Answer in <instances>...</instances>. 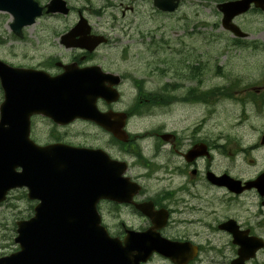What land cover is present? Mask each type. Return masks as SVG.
Instances as JSON below:
<instances>
[{
    "label": "flooded vegetation",
    "instance_id": "af4514ba",
    "mask_svg": "<svg viewBox=\"0 0 264 264\" xmlns=\"http://www.w3.org/2000/svg\"><path fill=\"white\" fill-rule=\"evenodd\" d=\"M78 17L77 12L74 18ZM71 28L58 37L61 57L50 67L42 63L37 69L47 67L51 75H58L64 71L56 65L61 62L77 69H93L96 76L99 68L119 77V84L112 87L118 92V101L99 99L97 108L124 120L125 139L118 141L104 134L107 140L102 144L87 146L103 149L110 158L124 163V176L131 184L126 186L129 202L104 201L97 206L109 236L121 241L125 252L134 256L136 247L129 239L149 231L177 244L173 249L177 263L153 254L144 264H264V191L255 187L230 191L208 180L211 172L217 177L229 175L242 184L263 175L264 182V168L247 180L233 169L236 155L250 151L255 157L249 162L255 167L257 157H264V142L259 134L251 143L238 139L241 147L236 139L224 142L220 131L210 134L208 107L203 106L209 93L204 59L171 52L168 60L178 63L163 68L159 74L164 77L162 85L158 79L151 85L138 74L142 61L139 54L129 51L128 44L113 41L99 27H91V34L104 36L105 43L92 51L67 48L62 35ZM143 95L147 99L142 100ZM258 99L260 102L262 97ZM191 111H199V115L188 122L185 114ZM74 124L99 130L92 123L78 120Z\"/></svg>",
    "mask_w": 264,
    "mask_h": 264
},
{
    "label": "water",
    "instance_id": "95a60500",
    "mask_svg": "<svg viewBox=\"0 0 264 264\" xmlns=\"http://www.w3.org/2000/svg\"><path fill=\"white\" fill-rule=\"evenodd\" d=\"M251 3L264 11V0L218 6L223 14L222 27L242 36L231 20L247 11ZM154 5L168 12L177 8L175 0H154ZM46 8L47 14L67 13L61 0H51ZM42 10L33 0H0V13L11 16L9 28L19 38L22 29L33 25ZM91 39L93 47L102 42L101 38ZM99 83L94 75L74 76L70 68L63 75L50 77L0 61V203L10 190L19 188H26L28 199L40 202L34 218L16 223L14 242L20 251L0 258V264H139L152 252L171 257L173 244L154 236L134 242L139 243V255L128 254L100 226L95 210L100 199L127 201L121 198L124 181L117 163L100 151L60 144L38 147L29 139L33 115L49 118L57 125L76 119L92 121L116 136V131L108 128L107 117L95 108ZM220 180L233 182L226 176ZM256 186L264 189L263 184Z\"/></svg>",
    "mask_w": 264,
    "mask_h": 264
},
{
    "label": "rangeland",
    "instance_id": "374dc122",
    "mask_svg": "<svg viewBox=\"0 0 264 264\" xmlns=\"http://www.w3.org/2000/svg\"><path fill=\"white\" fill-rule=\"evenodd\" d=\"M48 1L37 0L41 5ZM65 1L71 8V13L67 16L41 17L36 24L24 29L22 40L12 36L8 29L10 18L0 13V61L11 66L36 69L48 59L60 58L62 51L58 46V37L65 28L75 24L77 19L74 17L78 12L91 27H99V31L106 33L110 39L128 44L130 52L139 54L143 61L140 62L138 74L148 78L151 85L156 79L162 85L164 79L158 76L155 69L162 70L178 63L175 61L171 63L165 59L172 52L170 50L181 48V53L186 52L190 58L204 59L207 64L204 73L208 79L209 91L212 93L216 87L219 89L228 87L230 92L229 98L214 97L209 94L210 134L220 130L218 134L224 142L227 139H236L237 142L238 139L241 141L246 139L248 140L246 143H251L249 141L256 139L264 131V108L257 112L248 99L249 96L255 95L264 100L263 88L258 94H254L255 87L264 85V15L262 13L252 11L234 19L233 22L248 34L246 40H238L235 46L234 43L229 42V40L233 41L232 37L221 29V15L216 11V3L212 0H180L177 11L170 14L158 11L153 6V0ZM188 47L192 51H186ZM154 52L156 57H150V53ZM199 53L202 57H195ZM191 66H195L194 63ZM214 84L217 86H212ZM1 101L0 90V103ZM150 109L151 107L149 111ZM192 112L184 113L188 122L194 121L193 118L199 115V111L193 114ZM52 128L53 125L45 119L38 117L32 119V137L41 145L60 140L64 143L96 146L106 140L100 131L83 124H75L66 129L54 127V132ZM240 146L242 147L241 144ZM241 155L237 154L234 158L236 165L233 168L240 172L239 178L250 179L256 171L264 168L263 156L257 157L254 167L253 162L249 161L254 160L255 154L250 151L244 153V156ZM229 165L233 164L229 163ZM15 197L16 200L11 195L8 202L17 204V210L21 211L22 217L31 215L30 204L23 199L22 193H16ZM1 211H5V216L16 212L11 211L7 206L1 207ZM11 221L12 218H9L3 227L0 226V254L10 253L14 249L11 242L15 234Z\"/></svg>",
    "mask_w": 264,
    "mask_h": 264
},
{
    "label": "trees",
    "instance_id": "16d2710c",
    "mask_svg": "<svg viewBox=\"0 0 264 264\" xmlns=\"http://www.w3.org/2000/svg\"><path fill=\"white\" fill-rule=\"evenodd\" d=\"M215 1H222V0H215Z\"/></svg>",
    "mask_w": 264,
    "mask_h": 264
}]
</instances>
